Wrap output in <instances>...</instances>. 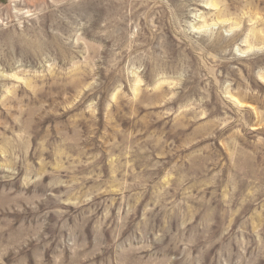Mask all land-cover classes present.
<instances>
[{"label": "rangeland", "instance_id": "rangeland-1", "mask_svg": "<svg viewBox=\"0 0 264 264\" xmlns=\"http://www.w3.org/2000/svg\"><path fill=\"white\" fill-rule=\"evenodd\" d=\"M0 264H264V0H0Z\"/></svg>", "mask_w": 264, "mask_h": 264}]
</instances>
